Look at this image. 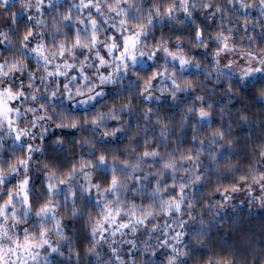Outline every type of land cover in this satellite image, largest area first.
<instances>
[{
  "label": "clouds",
  "instance_id": "obj_1",
  "mask_svg": "<svg viewBox=\"0 0 264 264\" xmlns=\"http://www.w3.org/2000/svg\"><path fill=\"white\" fill-rule=\"evenodd\" d=\"M0 264H264V0H0Z\"/></svg>",
  "mask_w": 264,
  "mask_h": 264
}]
</instances>
